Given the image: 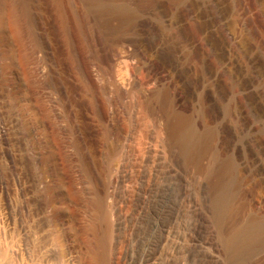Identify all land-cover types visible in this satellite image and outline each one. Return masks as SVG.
Listing matches in <instances>:
<instances>
[{
    "label": "rangeland",
    "instance_id": "obj_1",
    "mask_svg": "<svg viewBox=\"0 0 264 264\" xmlns=\"http://www.w3.org/2000/svg\"><path fill=\"white\" fill-rule=\"evenodd\" d=\"M29 1L16 27L0 29V248L14 264H100L103 234L107 264H137L131 255L143 256L150 241L162 264H264V149L228 113L231 95L204 76L198 43L173 37L146 0H125L133 13L116 17L109 36L88 0ZM208 4L198 25L258 94L257 72L221 39L236 6L264 41L255 0H225L224 19ZM173 79L176 104L152 106ZM177 112L194 114L198 137L215 131L202 162L183 144L157 156ZM222 165L231 167L224 180L214 172ZM231 202L237 212L225 221ZM158 222L179 230L180 243L166 241ZM246 228L254 235L239 256L232 240Z\"/></svg>",
    "mask_w": 264,
    "mask_h": 264
},
{
    "label": "bare ground",
    "instance_id": "obj_2",
    "mask_svg": "<svg viewBox=\"0 0 264 264\" xmlns=\"http://www.w3.org/2000/svg\"><path fill=\"white\" fill-rule=\"evenodd\" d=\"M37 1H39L41 8H43L42 5L44 0H37ZM54 1L59 4L61 0H54ZM88 1L92 2L95 5L97 9L96 12L94 11L95 13H97L95 17L96 23L99 24L98 26L108 36L111 33L110 31L112 30V27L114 25L113 22L115 23L114 20L116 19V17H119L121 20H123L124 17H128L131 14V12L133 13V10L132 9L130 10L129 7L126 5L125 0H88ZM29 2H30L29 0H0V29L4 28V25L6 24L10 25L11 27L14 26L16 27V23L19 17V12L24 11L21 13L23 14L26 13L27 10L29 11L30 9ZM145 3L148 5V7L152 6L153 9L156 10L155 14L157 12L156 15L158 16V19L160 21L167 22L168 26L172 29L175 35V36L173 35V37H175L178 41H182V43L189 45L188 47L192 46L191 44L193 40H195L198 43L199 45L198 48H200L203 57L201 66L204 76L208 81L212 82V84L214 85L215 88H217L218 91L224 94L228 92L231 95L230 98L231 101L229 103L230 105L228 108L229 111L228 113H230V116H232L236 120L237 122L236 125L237 126L239 125V128L240 126L251 127L252 130L256 132V134H254L255 140L252 141L253 143L256 142V144L263 150L264 149V62H263L264 41L262 42V40L255 37L254 36L255 34L253 32L246 30L248 29V27L245 24V19L243 24L240 9H237L236 6H235V10L231 8L234 11H232L231 18H228L227 14L229 13V8L227 7L228 6L227 4H226L227 6L225 5V0H146ZM200 3L213 4L214 5L213 7H215L217 10L216 13L219 12L222 19H224L225 16L229 19L225 23H222L224 20L221 21L222 23L221 39H223L224 42L230 44L234 48V50L239 54L241 58L240 60H242L241 62L243 63L242 64L243 67L247 68L246 70L252 68V71L255 70L257 72V74L255 75L256 76L258 75V79L256 77V80H258V82L260 83V85L257 86L259 89L258 91H256L258 92V94L254 92L255 90H252L250 88L246 76L240 72V69H238L239 71L237 70L236 67L238 65L236 67L234 66V64H236L234 63V60H232L231 57L230 59L227 58V56L230 55H226L225 53L228 54V52L223 51L224 49L222 45L224 43L222 44L221 41H219L215 37L214 33L209 31L206 28V26L198 25L197 18L199 14L198 10L200 9L199 8ZM255 4L257 5L258 7L257 9H259V14L260 16H262L261 18L264 21V0H255ZM62 5L63 4H61V6ZM20 7L23 8L22 11H20ZM240 7L241 6H239V8ZM242 14L244 13L242 12ZM120 16L123 17V19ZM227 18H225V20ZM118 22H120V20H118ZM174 43H176V41ZM228 50L229 49H227V51ZM243 69L244 68H242V70ZM174 86H175V81L173 79L170 80V82H168V85H165V87L160 88V90L158 91L156 90L151 96V103L153 104L152 106L163 109L164 107H169V105L171 106L176 104L175 102L178 101V96H177L178 94L175 92L176 90ZM198 111H199L198 114L200 113L201 116L203 117L205 116L203 115L204 114L203 107H201ZM193 116L184 115L178 112L175 113L176 119H174L175 121L171 127V130H169L168 132V136L161 142V145L157 146L156 148L157 156L162 157L170 149L180 144H183L185 146V149L188 151L189 157L191 159L198 162H202L201 160L203 156L206 154V152L209 149H211V146H213L212 141L216 134L215 131L209 129L206 132V134H203V136L199 135L198 137L197 135L198 132L196 130L197 129L196 121H195L196 119H194ZM201 116L199 118H201ZM234 121L232 122L234 123ZM246 129L247 128L244 129L242 128V130H246ZM254 131L253 132L251 131L252 134L254 133ZM252 134L250 133V135ZM258 146L257 149L259 148ZM115 152L116 150H112L111 157L114 156ZM110 165H108L107 167L114 168L116 166L115 161L111 162ZM230 168L231 167H229V165L228 166L222 165L216 168L214 172L216 175H218V177H220V179L224 180L223 177L226 174L227 170ZM227 186H230V184H228ZM227 193H229V190L227 191ZM228 197H230V195ZM103 199L99 198L97 200V205L99 207L98 219L99 220L102 219L103 222L106 223V221L104 220H107L108 216H106V214H104L105 212L103 211V206H104ZM236 212H237V208L233 206V203L228 204L223 214L225 221L233 219L234 216L236 215ZM157 227L165 234L166 241H171V243L173 242L175 245L180 243L181 235L179 233V230L175 229V227L171 228V225H166L163 222H158ZM253 235H254L253 229L246 228L240 231L239 236L233 238L232 242L234 246V251L237 255L239 256L242 255L241 254L242 247L252 241ZM155 245H156V241H152V242L150 241V244H148V247L146 249L147 251L144 253V255L139 258L136 255L132 254L131 261H135V262L137 261L136 262L137 264H162V260L157 252L159 247L157 246V248L155 249ZM158 245L160 246V244ZM98 247L100 249V255L98 254L100 257V264H107L108 246H107L106 234L105 236L103 234V236L100 239H98ZM64 259H65V253L63 252L62 260L64 261ZM14 263L15 260L13 256L9 253L8 248L7 247L0 248V264H14Z\"/></svg>",
    "mask_w": 264,
    "mask_h": 264
}]
</instances>
